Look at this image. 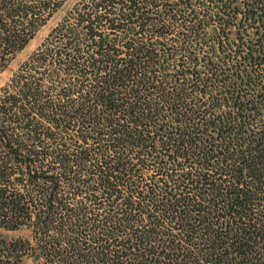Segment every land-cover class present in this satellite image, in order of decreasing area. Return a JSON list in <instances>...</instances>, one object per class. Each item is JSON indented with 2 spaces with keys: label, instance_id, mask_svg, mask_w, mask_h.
<instances>
[{
  "label": "trees",
  "instance_id": "obj_1",
  "mask_svg": "<svg viewBox=\"0 0 264 264\" xmlns=\"http://www.w3.org/2000/svg\"><path fill=\"white\" fill-rule=\"evenodd\" d=\"M67 1L0 0V63ZM1 228L0 264H264V0L68 6L0 90Z\"/></svg>",
  "mask_w": 264,
  "mask_h": 264
},
{
  "label": "rangeland",
  "instance_id": "obj_2",
  "mask_svg": "<svg viewBox=\"0 0 264 264\" xmlns=\"http://www.w3.org/2000/svg\"><path fill=\"white\" fill-rule=\"evenodd\" d=\"M75 0H68L58 13H55L52 18H50L45 24L40 26L34 36L28 41V43L15 55L10 56V54L4 56V60L0 63L5 64L0 67V90L5 86L11 75L18 69L20 64L30 55V53L35 50L39 44L42 42L50 28L56 23L63 11L70 6ZM1 55V54H0ZM26 230L24 228L20 230H5L0 229V233L6 238H14L22 235ZM21 264H31L28 258H24Z\"/></svg>",
  "mask_w": 264,
  "mask_h": 264
}]
</instances>
